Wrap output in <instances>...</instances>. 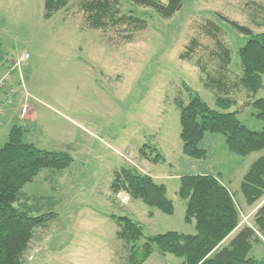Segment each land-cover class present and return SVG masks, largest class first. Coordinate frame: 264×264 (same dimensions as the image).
<instances>
[{"label":"rangeland","instance_id":"obj_1","mask_svg":"<svg viewBox=\"0 0 264 264\" xmlns=\"http://www.w3.org/2000/svg\"><path fill=\"white\" fill-rule=\"evenodd\" d=\"M81 1L71 0L45 20L44 0H0V78L10 76L7 84L19 90L14 105L5 107L1 117L16 102L19 107L27 104V120L15 121L25 131L24 141L72 159L65 170H42L17 196L15 207L20 211L31 216L56 214L33 231L20 264H126L127 251L116 238L112 215L127 216L142 228L137 247L146 237L170 231L194 234V226L184 222L185 202L177 196L179 177L184 175L219 174L235 197L239 228L251 226L264 201L246 205L240 184L264 150L239 157L227 151L221 135L207 134L200 144L207 158H188L181 149L174 100L186 103L192 90L214 107L215 93L205 87L199 67L206 63L211 70L217 62L210 23L219 28V38L233 54L229 80L238 81L236 51L246 38L227 22L263 33L264 0H184L170 19L130 0H118L121 13L146 20L145 29L137 32L91 30ZM193 39L198 43L195 54L180 59ZM15 61L20 64L13 66ZM262 78L263 88L255 97L240 88L230 94L236 101L232 111L251 130L264 126L249 105L264 98ZM6 133L7 129L0 148L8 139ZM151 148L164 160L153 163ZM122 167L165 185L174 214L167 216L123 192L113 193L114 173ZM250 256H264V240ZM181 262L170 254L153 253L144 264Z\"/></svg>","mask_w":264,"mask_h":264},{"label":"trees","instance_id":"obj_2","mask_svg":"<svg viewBox=\"0 0 264 264\" xmlns=\"http://www.w3.org/2000/svg\"><path fill=\"white\" fill-rule=\"evenodd\" d=\"M70 1L44 0L43 18L49 20ZM130 1L153 9L163 19H170L182 8L184 0ZM80 9L88 27L94 31L122 28L137 32L147 25L146 20L132 13H121L118 0H82ZM227 23L246 38L236 51L241 69L238 81L229 80L233 54L219 38V28L210 23L216 47L213 55L217 62L211 70L206 63H200L199 67L205 87L215 93L214 107H209L192 90L186 103L180 98L174 100L179 113L182 153L194 160L207 158V151L200 146L207 134L221 135L227 151L239 157L264 150V126L260 130L246 127L237 111H232L236 101L230 95L240 88L255 97L263 88L264 32L254 34L236 22ZM197 46V41L191 40L179 58L191 59ZM249 105L254 111L253 116L264 123V98H256ZM24 135L22 127L13 125L7 142L0 148V264H20L33 231L56 219L53 213L31 216L17 209L15 202L22 188L42 170L62 171L72 163L65 153L42 150L25 142ZM153 152V163L164 160L156 149L151 148L150 153ZM141 153L145 156L143 149ZM110 189L115 194L123 192L131 200H139L167 216L174 214L165 185L156 183L149 175L122 167L115 171ZM240 192L248 206L264 201V155L250 165L242 178ZM177 196L185 202L184 222L194 226V234L170 231L146 237L137 247L143 237L142 228L127 216H111L117 228L116 238L127 251L126 264H144L153 253L173 255L182 260L181 264H264V256L258 260L250 256L255 245L263 244L264 202L256 209L252 225L239 228L240 212L235 197L221 182L219 174L180 176ZM148 217H153V213L148 212Z\"/></svg>","mask_w":264,"mask_h":264},{"label":"built area","instance_id":"obj_3","mask_svg":"<svg viewBox=\"0 0 264 264\" xmlns=\"http://www.w3.org/2000/svg\"><path fill=\"white\" fill-rule=\"evenodd\" d=\"M24 59H28L29 58V55L26 54L23 56ZM12 59V58H10ZM20 64V61H15L13 66H18ZM16 67H13L12 69H14ZM10 76H3L2 78H0V95H2V99H1V102H0V117L3 113V110L5 107H10V106H13L14 105V100L17 96V93H18V88L12 86V85H8L7 84V81L9 80ZM22 82V81H21ZM20 82V84H21ZM19 84V85H20ZM6 90L5 93L3 92V90ZM27 111H28V106L27 104H21V107H20V118L23 119L24 116L27 114Z\"/></svg>","mask_w":264,"mask_h":264},{"label":"crops","instance_id":"obj_4","mask_svg":"<svg viewBox=\"0 0 264 264\" xmlns=\"http://www.w3.org/2000/svg\"><path fill=\"white\" fill-rule=\"evenodd\" d=\"M32 115L34 116V113H32L30 115V117H32ZM1 118H0V137H3L4 132H6V129H7V133L6 134H7V137H8V133H9L11 127L13 125H15V121H19L20 122V121H26L27 120V118L25 120L20 118L19 102H16V106L15 107H13L12 109L7 110ZM17 126H19V125H17Z\"/></svg>","mask_w":264,"mask_h":264}]
</instances>
